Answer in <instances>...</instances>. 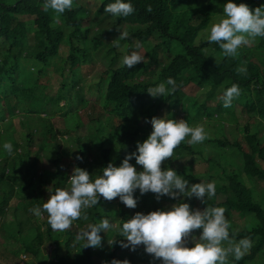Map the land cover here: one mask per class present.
<instances>
[{"label":"trees","instance_id":"16d2710c","mask_svg":"<svg viewBox=\"0 0 264 264\" xmlns=\"http://www.w3.org/2000/svg\"><path fill=\"white\" fill-rule=\"evenodd\" d=\"M45 2L0 0V39L7 42L4 55L0 50V96H4V101L0 99V106L4 109L0 113V120L9 116L13 105L19 106L25 113L39 116L40 110L52 103H56L58 109L64 112L77 103L83 107L86 121L82 120L80 111L75 110L71 113L74 123L69 128H57L50 116L45 114L36 121L21 123L28 124L26 136L12 139L16 145L11 154L0 147V230L8 238L19 241V247L12 249V253L37 255L42 250H52L51 264H112L113 260L120 261L123 237L120 236L121 240H115L116 243L111 245L107 242L114 235L113 228L100 233L102 241L98 248H82L83 242L76 240L78 231L99 223L103 217L121 216V227L123 222L130 219L129 214L133 217L135 213H130L118 198L109 202L100 197L96 206L86 210L88 219L74 221L66 232L53 231L47 222L46 212L38 217L30 209L42 208L57 188L62 189L74 167L89 172L93 180L103 174L102 169L109 163L119 167L126 155L136 152L137 143H142L151 133L150 121L153 117L157 118L156 111L164 108L166 116L163 119H169L171 109L178 106L177 113L191 127L199 120L201 109L208 111L205 101L199 102L197 97L188 95L187 90H194L191 89L193 86L209 97L211 91L216 90L223 95L234 83L239 85L241 95L232 101V106L240 105L247 116V124L242 130L237 129L238 137L230 139L224 135L222 138H208L206 144L210 145L211 152L188 144L186 138L174 150L172 159L162 165V168L172 167L189 184L215 182V196L211 199L206 197L204 204L195 197L172 199L162 196L157 200L152 194L148 197L153 202L151 209L143 214L167 211L179 202L200 210L206 206L223 207L231 225L230 236L235 232L237 241L245 237H250L252 241L251 249L241 260L229 257V262L246 264L259 253H264V191L256 190L257 186H264V37H259L253 52L245 49L247 45L238 49L236 57L216 59L202 51L209 44L208 41L195 43L197 34L205 28L214 0H123L135 8V12L127 17H114L104 11V7L115 3V0H101L91 11L86 4L73 3L71 10L63 14L51 9L45 11ZM232 2L245 3L251 9L263 5L262 0ZM147 5L152 6L151 13L145 10ZM22 16L33 18L34 33L27 30ZM93 16V24H100L106 18L111 21L104 28L92 30ZM62 24L70 31L64 32ZM119 31L130 34L129 38L120 40L126 42L123 53L114 43ZM152 36L156 37L153 44L150 40ZM75 39L81 41V46ZM35 41L38 44L35 45ZM136 42L148 49L142 54L145 61L133 68H127L122 63L114 65L117 60L122 62L125 55L131 54ZM165 45L168 46L164 52L166 54L160 52ZM62 46L66 49L63 56L60 53ZM104 47L108 62L107 67L99 71L97 88L100 94L97 101H85L81 96L79 79L94 72L95 55ZM176 47L181 51L170 55L169 50ZM120 54L122 58L119 59ZM53 57L59 61L54 67L58 72L56 87L42 95L35 89L39 79L41 83H47L46 65ZM22 59L32 60L26 77L23 76ZM241 67L247 69L246 74L237 71ZM170 77L179 86L174 94L153 98L147 93L149 88L166 84ZM7 80L4 94L1 85ZM26 83L31 86H26ZM74 98H78V102ZM60 101H63L61 106ZM220 101L222 97L217 103V111L222 108ZM205 117L215 119L210 111L206 112ZM86 123L93 126L89 138L73 135V131ZM248 124H254L256 130L250 132ZM104 127L108 129L106 135L101 134ZM35 136L39 139L36 146ZM113 136H116L113 145L104 146V142ZM211 143H216L217 148L211 147ZM226 146L241 153V164L225 157ZM183 153L187 154L188 163L181 161ZM78 156L82 159H77ZM192 156L205 159L203 170L194 168ZM130 163L137 171L143 170L134 158ZM117 200V208H110ZM138 205L145 207L147 200L139 199ZM10 206L15 210L14 217L2 222ZM17 209L20 210L18 214ZM243 218H248L244 224L241 222ZM24 231L27 236L23 235ZM194 233L199 234L200 230ZM188 246L191 247L192 243H188ZM140 257L146 261L141 264L160 262L158 259L146 260L143 253L139 255V261ZM5 260L0 254V264H4ZM129 260L134 264L136 259L132 256Z\"/></svg>","mask_w":264,"mask_h":264},{"label":"clouds","instance_id":"9594fccd","mask_svg":"<svg viewBox=\"0 0 264 264\" xmlns=\"http://www.w3.org/2000/svg\"><path fill=\"white\" fill-rule=\"evenodd\" d=\"M73 0H46L43 7L45 11L53 10L63 14L71 10ZM147 12L153 11L147 5ZM106 13L114 17H127L135 12L130 2L115 0V3L104 7ZM222 18L212 25L208 42L214 43L222 50L226 57H236L238 49L247 46L257 37H264V5L251 9L247 4L233 3L228 0L223 5ZM120 35L114 40L119 47V41L129 38L127 31H119ZM142 45L137 42L135 47ZM145 56L138 51L125 55L122 65L133 68L145 61ZM239 73L247 72L246 68H238ZM166 85L170 87H166ZM178 85L173 78L165 83L147 89L153 97H165L174 94ZM241 95L238 84H232L222 96L223 106L231 107L232 101ZM152 131L148 137L136 145V152L125 156L119 167L109 163L102 169V175L94 180L86 170L74 167L69 176L70 187L65 190L57 188L50 195L42 208L30 209L34 215L40 217L47 213V222L53 231L66 232L74 221L87 220L86 210L96 206L100 197L111 202L118 198L126 207H137L134 193L139 190L141 195L153 193L157 200L162 196L172 199L178 197H195L205 204V198L211 199L216 194L215 182L189 184L183 176L178 175L172 168H162V165L172 159L174 150L186 138L188 144L202 143L206 138L202 126L190 127L184 120H172L153 117L151 119ZM6 152L11 154L13 146L6 142L3 145ZM135 159L142 171H137L130 161ZM82 159V157H77ZM223 207L206 206L203 210L193 209L188 203L179 202L169 210L152 211L148 214L136 212L127 222H123L119 229V236L124 237L127 243L120 242V247H136L143 245L144 251L162 264H229V257L241 260L251 249L250 237L235 239L236 233L230 236V222L225 216ZM113 227L107 218L99 223L88 225L76 235L77 241H82V248H98L101 246V232ZM200 230L197 238L193 235ZM189 240L192 246L189 247ZM116 241L112 239L109 244ZM112 264H129L127 260H113Z\"/></svg>","mask_w":264,"mask_h":264},{"label":"rangeland","instance_id":"374dc122","mask_svg":"<svg viewBox=\"0 0 264 264\" xmlns=\"http://www.w3.org/2000/svg\"><path fill=\"white\" fill-rule=\"evenodd\" d=\"M101 0H73V3L75 4H83V5H87V7L89 8L88 10H94L100 3ZM228 0H214L213 2V7L211 9V11L209 12V17L208 20L206 22L205 28L203 30H201L198 34L197 37L195 38V43L198 44L201 41H208V36L210 35V29L212 27L213 24L218 23L222 18H224V14H223V5L225 3H227ZM262 3L264 5V0H262ZM25 24H26V28L28 31L34 33L35 30V24H34V20L33 18L27 17V16H22L21 18ZM93 19L94 16L91 20V28L92 30H95L96 27L98 28H104L105 26H107L110 23V19L106 18L104 19V21L100 22V24H93ZM63 30L64 32H69L70 29L65 26V24L63 25ZM90 35H92V32H90ZM120 35V32H119ZM30 38H32V35H29ZM156 39L155 36H152L151 43L153 44L154 40ZM259 37H257L253 42H251V44H249V46L245 47V49H249L251 52H253L254 47L256 46V44L259 41ZM75 42L81 46V41L79 39H75ZM126 42L124 41H120L119 42V47H116L120 52H124L126 49ZM38 44L37 41H35V45ZM137 44V42L135 43V45ZM133 47L132 51H138L140 54H143L146 50L148 51L147 47L145 45H142L139 49H137L136 47ZM7 46V42H4L3 40L0 39V50H1V54L4 55V48ZM166 49L168 50V46L165 45L164 48H162L160 50L161 53H164L166 51ZM180 48L176 47V48H171L169 50L170 55H174L175 53L179 52ZM131 51V52H132ZM146 51V52H147ZM181 51V50H180ZM203 53L205 55H210L212 54L213 57H215L216 59L222 58L224 55L222 54V50L219 47H215L214 43H209L206 47H204L202 49ZM60 53L63 55L66 54V49L65 47H61L60 49ZM106 53V47H104L102 50H100L99 52L96 53L95 55V69L94 72L90 75L87 76H83L82 79H79V83L81 86V96L82 98H84L85 101H89V102H93V101H97V98L100 94V90L97 88V80L99 77V71L104 70L107 67V62H108V58L105 55ZM173 53V54H171ZM166 54V53H164ZM118 58H122V54L118 55ZM22 65H23V76H27V73H29V69L32 66V60L31 59H22L20 60ZM59 63L58 59L53 57L49 60V64L46 65L47 66V74H48V81L46 84L41 83V79L38 80V84H37V88L35 89V91L37 93H40L42 95H44L47 91H49L50 89H52L53 87H56V83L58 80V72L57 70L54 69V67H57V64ZM121 60H117V62H115L114 65L120 64ZM34 70L36 71V69L34 68ZM43 79V78H42ZM99 81V80H98ZM9 80L5 81L4 83H2L1 85V90L2 92L5 94L6 93V89H5V85L6 83H8ZM26 86L29 85V83L25 84ZM24 85V87H25ZM31 86V85H30ZM28 86V87H30ZM26 87V88H28ZM194 90H187L188 95L191 96H195L198 98L199 102L205 101L206 106L208 107V111H210V113L212 112L215 116V119H207L205 117L206 112L208 111H203V109L200 110L199 112V120L197 122H194V124L191 127H196V126H202L205 130L206 136L207 138L202 142V143H198V144H194L197 148L198 146L203 149V150H207L208 152L212 151L210 150V145L207 146L206 144V140L208 138H214V136L216 137H224V135H226L227 137H229L230 139H235L238 137L239 132L238 130H242V128L247 124V116L245 115V113L242 111V107L238 104H234V106L231 105V107L225 108L223 106V100L220 101V103L222 104V108L217 111V103H219V98H221L223 95L222 93L218 92V90L216 91H211V95L209 97H207V93H201L200 90H198L197 88H195V86H193L191 89ZM53 91V90H52ZM0 99H2V101H4V96H0ZM75 102H78V98H74ZM238 102H240V100L238 99ZM63 101L59 102V106L63 105L62 104ZM98 103V102H97ZM47 105V104H46ZM172 107V106H171ZM170 107V108H171ZM169 108V109H170ZM173 108V107H172ZM177 109L178 106L174 107L173 109H171V112L169 113V119L172 120H182V118L179 116V114L177 113ZM75 110H79L81 116H82V120L86 121V117L84 114V109L83 107H81V105L75 103V105L73 107H71L68 111H63L61 109H58L57 104L56 103H52L50 105H47L46 107H43V110H40V114L39 116L34 115L33 113H25L23 109H21L19 106H15L13 105V108L9 114V116H7L5 119L0 120V147L3 148V145L8 142L11 143L13 147H15L16 142L13 141L12 139L17 138L19 136H26V131H27V126L28 124H21L23 122H29L30 121H36L39 119V117H44L45 114L50 116V120L51 122L54 124L55 127L57 128H69L73 122V119L71 117V113ZM4 109L2 106H0V113L3 112ZM155 115L157 116V118H165L166 116V110L160 109L158 111L155 112ZM237 119V120H235ZM237 121V122H236ZM264 123V120H262ZM220 123H222V127L220 126ZM93 126H89L88 123L84 124L83 126H81L80 128H77V130L73 131V135H80L82 137L86 136L85 138H89L88 135L90 134V132L93 130V128H91ZM249 127V131H254L256 130V127L254 124H248ZM238 129V130H237ZM108 132L107 127L102 128V135H106ZM9 134H12L11 136H9ZM33 135V134H32ZM67 137V135L65 136ZM84 138V139H85ZM116 138V136H113L112 138L108 139L107 141L104 142V146L109 147L110 145H113L114 143V139ZM190 139V137H188L186 140ZM38 137L35 136L34 137V146H36L37 141H38ZM212 146L211 147H215L217 148L216 143H211ZM47 147L51 148L50 145H48ZM22 149V147H21ZM225 154H226V158L233 160L234 162L241 164V153L239 151H237L236 149L232 148L231 146H226V148L224 149ZM23 152L25 151V145H23ZM206 152V151H205ZM181 161H185L186 163H188L190 160H188V156L186 153H183V155H181ZM204 158L203 157H198V156H192L191 159V163L195 164L194 168L198 169V170H203L204 168ZM224 160V158H223ZM170 168V167H167ZM172 168V167H171ZM210 169L212 170L213 168L210 167ZM70 187V183H69V178L68 181L62 185V189L67 190ZM257 191L263 190L264 191V186H257L256 187ZM153 193L149 192L146 193L144 195H141L139 190H136V192L134 193V198L137 199L138 203H139V199H145L147 200V205L143 208H140L138 203H137V207L134 209H130L128 207L127 208L130 213H136V212H146L149 209H151L150 206H152L153 202L151 200L148 199L149 195H152ZM220 200H222V197H220ZM167 203V202H165ZM117 204H118V200L116 203H114L113 205L110 206V208L116 209L117 208ZM199 209V208H196ZM134 210V211H133ZM19 209H17V214L19 213ZM15 214V210L13 209L12 206L8 207L5 215L2 217V222L3 221H9L12 220ZM129 218L131 219V214L128 215ZM107 218L110 222V224L113 225V230H114V235L112 238L109 239V241H111L112 239L120 241L121 237L119 236V229L121 228V216L116 215V217L111 218L110 216L108 217H103L101 218L104 219ZM245 221H248V218H243L241 220V222L244 224ZM93 225V224H92ZM27 225L25 226L24 230L26 231ZM86 229V228H85ZM84 230V229H82ZM23 232V235L27 236V232ZM81 231V230H80ZM78 231V232H80ZM77 232V233H78ZM194 236H199L200 233H193ZM109 241L108 244H109ZM123 241L124 243H127L126 239L123 237ZM189 243H192L191 240H189ZM19 247V241L15 240L14 238H8L2 230H0V254L3 255L5 257V262L4 264H51L52 263V250H42L40 251L37 255H32V254H27L25 252H19L17 255H14L12 253V249L16 250ZM123 256H120V261L123 260H127L129 262V264H131L130 262V257L134 256L136 260L133 261L134 264H141V263H145L146 261L143 260V257H140V261L138 260L139 255L142 256V253L146 256V260L150 259H154L151 255L147 254L144 251V247L143 245L136 247L135 250H132L131 247L128 248H123L122 250ZM159 264H162V261L159 260ZM140 262V263H139ZM99 264V263H96ZM149 264H155L153 262L149 263ZM229 264H234L229 262ZM246 264H264V253H259L257 255V257L253 260V261H248Z\"/></svg>","mask_w":264,"mask_h":264}]
</instances>
